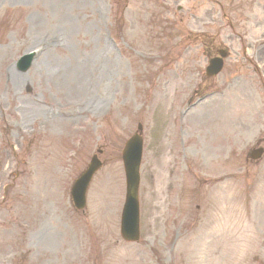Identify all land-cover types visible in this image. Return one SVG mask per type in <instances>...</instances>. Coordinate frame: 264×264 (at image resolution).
<instances>
[{"label": "rangeland", "instance_id": "obj_1", "mask_svg": "<svg viewBox=\"0 0 264 264\" xmlns=\"http://www.w3.org/2000/svg\"><path fill=\"white\" fill-rule=\"evenodd\" d=\"M196 3L205 6L204 0H0V264H264V182L252 200L259 211H232L212 233L209 224L195 231L190 219L173 220L180 213L167 210L166 197L160 198V179L165 184L167 175L160 170L163 163L156 164L154 114L167 109L166 121H171L212 55L199 52L193 37H186L194 29L187 16ZM176 5L185 15L180 17ZM213 13H222L217 4ZM147 14L173 31L162 39L157 27L144 29ZM30 50L36 52L31 68L17 71L16 61ZM231 58L216 81L236 72V57ZM247 72L245 66L239 71L244 87L190 113L193 138L186 143L197 156L194 165L208 137L200 133L197 142L195 116L220 120L229 96L240 97L244 115L257 117L256 106L263 109L264 91L258 81L253 91L248 81L254 83L255 77ZM231 102L229 120L238 98ZM252 103L255 109L244 107ZM137 125L151 155L146 148L140 168L141 239L126 245L119 238L125 191L121 151ZM233 139L228 135L229 144ZM241 149L229 146L228 168L237 163L228 171L232 180L242 171ZM98 152L102 167L88 186L85 210L76 212L71 184ZM174 158L180 168L179 150ZM181 183L186 192L195 187L187 175ZM220 204L219 199L213 206ZM163 218H168L164 227Z\"/></svg>", "mask_w": 264, "mask_h": 264}, {"label": "flooded vegetation", "instance_id": "obj_2", "mask_svg": "<svg viewBox=\"0 0 264 264\" xmlns=\"http://www.w3.org/2000/svg\"><path fill=\"white\" fill-rule=\"evenodd\" d=\"M207 5L204 13L198 11L197 5L191 10V20L194 29L205 28L200 35V43L206 51L214 49V39L212 37L213 21L221 22V45L217 52L221 51V46L225 47V54L230 51L237 55V68L241 69L246 62L250 64L255 62L263 63L264 59V43L259 44L258 40L264 38V0H222L220 9L222 11L221 18H215L213 14L212 1L205 0ZM262 10V14H257L258 9ZM196 38V37H195ZM248 55V56H247ZM229 58V56H228ZM239 81L238 79H235ZM239 128L243 131H251L252 126L241 120ZM247 152L243 155L245 166L259 165L264 159V141H253L248 143ZM260 150L261 159L255 161L250 159L255 151Z\"/></svg>", "mask_w": 264, "mask_h": 264}, {"label": "water", "instance_id": "obj_3", "mask_svg": "<svg viewBox=\"0 0 264 264\" xmlns=\"http://www.w3.org/2000/svg\"><path fill=\"white\" fill-rule=\"evenodd\" d=\"M125 161V156H124ZM127 179V200L124 209V219L122 224V237L126 241L137 239V216H136V182L134 180L135 168L131 169L129 161L125 163ZM98 168V163L92 162L85 175L76 183L73 192V200L78 208L84 205V192L92 173Z\"/></svg>", "mask_w": 264, "mask_h": 264}, {"label": "bare ground", "instance_id": "obj_4", "mask_svg": "<svg viewBox=\"0 0 264 264\" xmlns=\"http://www.w3.org/2000/svg\"><path fill=\"white\" fill-rule=\"evenodd\" d=\"M105 49L108 50L109 49L108 46H105Z\"/></svg>", "mask_w": 264, "mask_h": 264}]
</instances>
